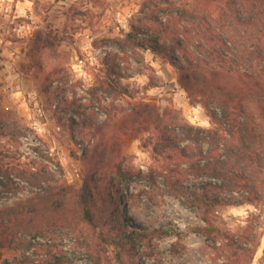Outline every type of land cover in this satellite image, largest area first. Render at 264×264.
Masks as SVG:
<instances>
[{
    "label": "rangeland",
    "instance_id": "374dc122",
    "mask_svg": "<svg viewBox=\"0 0 264 264\" xmlns=\"http://www.w3.org/2000/svg\"><path fill=\"white\" fill-rule=\"evenodd\" d=\"M158 2L0 0V162L27 168L41 151L49 153L62 165L65 182L80 191L94 173L91 157L102 138L90 128L108 121V110L112 127L123 118L121 111L128 114L142 101L193 126L210 128L207 111L192 105L170 61L126 40L133 28L141 31V40L157 39L154 18L165 22L171 14L170 7H157ZM104 132L118 138L124 167L142 173L117 182L113 200H120L122 220L133 229L157 233L125 256L124 264H264V203L219 207L210 216L233 243L194 233L205 226L202 212L154 191L146 178L167 164L116 128ZM3 182L0 210L31 196L20 180L13 192H4ZM185 184L200 189L192 177ZM8 222L0 217V226ZM60 224L41 232L27 226L18 230L10 246L0 247V264H96L84 246L86 241L99 245V229ZM106 258V264H118L111 248Z\"/></svg>",
    "mask_w": 264,
    "mask_h": 264
},
{
    "label": "trees",
    "instance_id": "16d2710c",
    "mask_svg": "<svg viewBox=\"0 0 264 264\" xmlns=\"http://www.w3.org/2000/svg\"><path fill=\"white\" fill-rule=\"evenodd\" d=\"M158 4L170 7L171 14L165 22L154 18L159 25L157 39L141 40V31L133 28L126 40L170 61L192 105L207 111L210 128L193 126L169 110L142 101L128 114L121 111L123 118L112 127L114 117L108 110V121L90 128L92 135L102 138L91 157L94 173L80 191L65 182L62 165L49 153L41 151L27 168L0 162L4 192L16 190V179L31 189L30 197L0 210V217L9 221L0 226V247L10 246L17 231L26 226L41 232L68 221L85 223L100 231L99 245L86 241L89 257L96 264H106L111 248L115 261L124 264L125 256L157 234L126 224L120 200H113L118 180L142 177V173L124 167L118 138L115 141V136L104 132L111 128L139 141L143 149L150 148L157 160L167 164L146 178L154 191L202 212L205 226L193 229L194 233L233 243L210 216L219 207L264 203V0H160ZM190 177L200 189L185 184Z\"/></svg>",
    "mask_w": 264,
    "mask_h": 264
}]
</instances>
